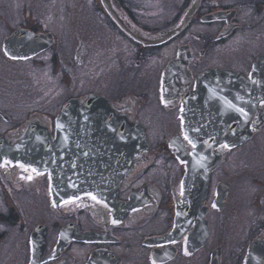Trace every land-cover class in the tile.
Listing matches in <instances>:
<instances>
[{"label":"flooded vegetation","instance_id":"af4514ba","mask_svg":"<svg viewBox=\"0 0 264 264\" xmlns=\"http://www.w3.org/2000/svg\"><path fill=\"white\" fill-rule=\"evenodd\" d=\"M0 264H264V0H0Z\"/></svg>","mask_w":264,"mask_h":264},{"label":"rangeland","instance_id":"374dc122","mask_svg":"<svg viewBox=\"0 0 264 264\" xmlns=\"http://www.w3.org/2000/svg\"><path fill=\"white\" fill-rule=\"evenodd\" d=\"M27 74V76L29 77H32V78H36V77H40V71H38V70H36V69H30V70H28V71H25V73H24V75H26ZM236 155H238V154H236ZM235 155V157H233L235 160H237L238 158H237V156ZM237 158V159H236ZM246 194V193H245ZM237 217L239 218V220H241V216L239 217L238 215H237ZM241 223V222H240ZM239 223V224H240ZM238 227H240L239 225H238V223H236L235 225H233V231L235 230V233L234 234H236V235H238L239 233H238V231H237V229L236 228H238ZM236 235H233L232 237H230L231 235H228L227 237H229L231 240L230 241H232V242H234L236 239H238V238H236V237H234V236H236ZM228 238V239H229ZM230 245V247H232L233 246V244H229ZM229 247V248H230Z\"/></svg>","mask_w":264,"mask_h":264},{"label":"snow or ice","instance_id":"6c2138e0","mask_svg":"<svg viewBox=\"0 0 264 264\" xmlns=\"http://www.w3.org/2000/svg\"><path fill=\"white\" fill-rule=\"evenodd\" d=\"M240 111L243 112V109H240ZM185 139H187V137H185ZM189 142L191 143V141H189ZM193 147H195L194 144H193ZM33 171H35V169H33ZM29 178H31V177H29ZM89 195L91 196V198H92L93 200L96 199V197H95V196H92L91 193H89Z\"/></svg>","mask_w":264,"mask_h":264},{"label":"water","instance_id":"95a60500","mask_svg":"<svg viewBox=\"0 0 264 264\" xmlns=\"http://www.w3.org/2000/svg\"><path fill=\"white\" fill-rule=\"evenodd\" d=\"M109 131H110V129H109ZM123 131H124V132H127L128 130H127V129H124Z\"/></svg>","mask_w":264,"mask_h":264}]
</instances>
